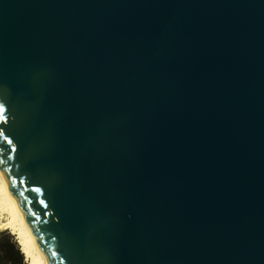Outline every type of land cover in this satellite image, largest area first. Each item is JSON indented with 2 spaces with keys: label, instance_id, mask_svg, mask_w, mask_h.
Here are the masks:
<instances>
[{
  "label": "water",
  "instance_id": "water-1",
  "mask_svg": "<svg viewBox=\"0 0 264 264\" xmlns=\"http://www.w3.org/2000/svg\"><path fill=\"white\" fill-rule=\"evenodd\" d=\"M0 105L50 264H264V0H0Z\"/></svg>",
  "mask_w": 264,
  "mask_h": 264
},
{
  "label": "bare ground",
  "instance_id": "bare-ground-1",
  "mask_svg": "<svg viewBox=\"0 0 264 264\" xmlns=\"http://www.w3.org/2000/svg\"><path fill=\"white\" fill-rule=\"evenodd\" d=\"M6 216L17 235L21 250L29 264H50L41 245L19 209L8 181L0 167V217Z\"/></svg>",
  "mask_w": 264,
  "mask_h": 264
},
{
  "label": "trees",
  "instance_id": "trees-1",
  "mask_svg": "<svg viewBox=\"0 0 264 264\" xmlns=\"http://www.w3.org/2000/svg\"><path fill=\"white\" fill-rule=\"evenodd\" d=\"M0 264H29L18 241L5 232L0 233Z\"/></svg>",
  "mask_w": 264,
  "mask_h": 264
},
{
  "label": "rangeland",
  "instance_id": "rangeland-1",
  "mask_svg": "<svg viewBox=\"0 0 264 264\" xmlns=\"http://www.w3.org/2000/svg\"><path fill=\"white\" fill-rule=\"evenodd\" d=\"M5 219H6V216H2V218L0 217V226H2V228H0V233L5 232L6 234H10L18 241L17 235L15 233H13V229L11 227L10 222L8 220H5ZM3 227H8L9 229L3 228ZM27 262H28V260H27Z\"/></svg>",
  "mask_w": 264,
  "mask_h": 264
},
{
  "label": "snow or ice",
  "instance_id": "snow-or-ice-1",
  "mask_svg": "<svg viewBox=\"0 0 264 264\" xmlns=\"http://www.w3.org/2000/svg\"><path fill=\"white\" fill-rule=\"evenodd\" d=\"M3 110H4V106L3 105H0V111H3ZM0 135H3V133L0 132ZM4 139L5 140H8V137L5 136ZM8 143H12V141L11 140H8ZM12 183H15V181H13Z\"/></svg>",
  "mask_w": 264,
  "mask_h": 264
}]
</instances>
